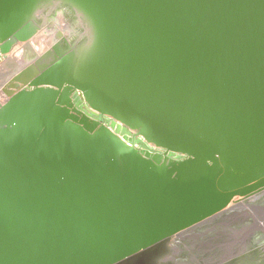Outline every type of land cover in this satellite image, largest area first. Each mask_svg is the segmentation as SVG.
I'll return each mask as SVG.
<instances>
[{"label": "water", "instance_id": "1", "mask_svg": "<svg viewBox=\"0 0 264 264\" xmlns=\"http://www.w3.org/2000/svg\"><path fill=\"white\" fill-rule=\"evenodd\" d=\"M263 248L264 0H0V264Z\"/></svg>", "mask_w": 264, "mask_h": 264}, {"label": "built area", "instance_id": "2", "mask_svg": "<svg viewBox=\"0 0 264 264\" xmlns=\"http://www.w3.org/2000/svg\"><path fill=\"white\" fill-rule=\"evenodd\" d=\"M76 95H77L76 99L81 100L82 110L85 113L97 117L101 122L107 125L111 129V131L116 133L120 138L124 139L127 143L134 145L137 148L155 149L160 152L166 151L164 148L149 143L143 135L138 134L135 129L125 125L123 122L116 120L112 116L102 114L98 110L90 107L87 104V102L84 100L83 93L81 91H77ZM113 123L114 126L112 125ZM175 155H179V153H175ZM183 157H187V156L183 154L182 158Z\"/></svg>", "mask_w": 264, "mask_h": 264}, {"label": "flooded vegetation", "instance_id": "3", "mask_svg": "<svg viewBox=\"0 0 264 264\" xmlns=\"http://www.w3.org/2000/svg\"><path fill=\"white\" fill-rule=\"evenodd\" d=\"M20 88L25 89L27 87L20 85ZM258 255H259V258L253 260L249 264H264V248L262 250H260Z\"/></svg>", "mask_w": 264, "mask_h": 264}]
</instances>
